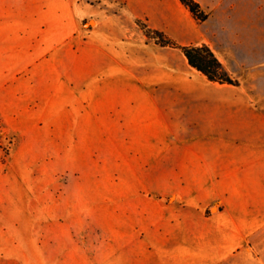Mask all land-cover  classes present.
Segmentation results:
<instances>
[{
	"label": "crops",
	"instance_id": "1",
	"mask_svg": "<svg viewBox=\"0 0 264 264\" xmlns=\"http://www.w3.org/2000/svg\"><path fill=\"white\" fill-rule=\"evenodd\" d=\"M196 1L208 11L224 0ZM136 20L179 44L210 46L203 36L208 19L197 23L180 0H0L6 27L0 28V104L11 98L59 106L66 128L91 106L97 119L108 115L122 124L111 136L124 138L129 126L146 129L154 117H186L177 148L159 129L153 146L157 163L182 154L180 168L190 173L178 183L188 187L195 210L179 211L169 227L153 212L155 221L102 246L73 240L70 227L66 241L36 240L34 232L21 238L0 227V264H264V136L255 133L253 118L242 121V99L149 98L147 63H161L162 50L177 49L156 44ZM178 61L166 66L177 69ZM205 113L208 120H194ZM208 131L233 141L209 138Z\"/></svg>",
	"mask_w": 264,
	"mask_h": 264
},
{
	"label": "rangeland",
	"instance_id": "2",
	"mask_svg": "<svg viewBox=\"0 0 264 264\" xmlns=\"http://www.w3.org/2000/svg\"><path fill=\"white\" fill-rule=\"evenodd\" d=\"M207 12L204 39L237 85L211 83L189 68L178 50H162L161 63H147L143 77L154 84L147 95L165 102L176 98L179 103L211 99L225 104L242 99V121L253 118L255 133L262 137L264 0H224ZM90 24L93 21L85 27ZM177 56L178 68L167 67L166 62ZM136 97L142 98L143 93ZM16 100L6 98L0 104V227L20 232L13 236L34 232L36 240L66 241L64 228L70 227L73 240L102 246L122 240L124 232H138L146 221H155L153 212L158 213L159 225L169 227L176 223L179 211L195 210L188 187L178 183L190 173L180 168L182 154L157 163L153 146L159 129L172 137L171 146L177 148L184 140L179 137L180 121L186 117H154L146 129L129 126L124 138L111 136L124 129L122 124L112 121L113 116L97 119L90 113L91 106L81 107L78 121L69 120L66 128L59 106L34 101L12 104ZM208 119L206 113L194 118ZM207 134L233 141L220 131ZM162 145L165 149L168 144Z\"/></svg>",
	"mask_w": 264,
	"mask_h": 264
},
{
	"label": "trees",
	"instance_id": "3",
	"mask_svg": "<svg viewBox=\"0 0 264 264\" xmlns=\"http://www.w3.org/2000/svg\"><path fill=\"white\" fill-rule=\"evenodd\" d=\"M197 23L209 18V13L196 0H180ZM144 34L160 46L177 49L185 57L189 66L201 73L209 82L219 85H237V80L224 68L212 48L206 44H179L161 31L150 28L143 21L136 20Z\"/></svg>",
	"mask_w": 264,
	"mask_h": 264
}]
</instances>
